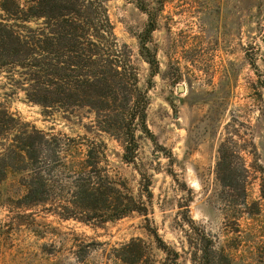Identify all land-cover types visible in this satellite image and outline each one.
Returning a JSON list of instances; mask_svg holds the SVG:
<instances>
[{
	"label": "rangeland",
	"instance_id": "374dc122",
	"mask_svg": "<svg viewBox=\"0 0 264 264\" xmlns=\"http://www.w3.org/2000/svg\"><path fill=\"white\" fill-rule=\"evenodd\" d=\"M261 1L258 8L257 0H147L156 12L151 49L158 73L147 93L146 122L157 143L165 148V152L156 151L150 142L141 143L143 163L155 169L149 170L153 174L149 222L132 214L91 227L61 221L41 207L29 215V211L12 209L13 203L8 201L21 193L11 177L0 188L9 206L0 209V264H121L113 249L132 239L142 240L151 249L147 264H160L164 255L150 246L145 226L155 229L181 255L180 264H191L186 235L201 233L226 250L231 264H264L257 253L264 242V201L256 171L258 165L264 168ZM108 13L117 38L136 54V36L144 29L146 14L137 9L135 0H110ZM137 66L145 89L149 67L138 57ZM179 87L183 88L180 92ZM0 100L11 113L40 130L70 136L82 133L77 121L72 124L59 116H44L38 107L25 103L21 93L5 98L0 90ZM226 138H232V157L242 163L235 166L237 173L241 166L245 170L241 174L248 183L246 204L259 207V214L252 218L244 213L233 219L231 205L220 194L215 178L217 150ZM104 140L111 164L120 166L116 161L119 147ZM167 154L172 159L166 158ZM122 167L133 179L132 168ZM137 180L133 179L132 186ZM232 190L239 197L240 189ZM59 202L55 201L56 205ZM249 210L256 212L255 208ZM188 216L193 226L188 224Z\"/></svg>",
	"mask_w": 264,
	"mask_h": 264
},
{
	"label": "trees",
	"instance_id": "16d2710c",
	"mask_svg": "<svg viewBox=\"0 0 264 264\" xmlns=\"http://www.w3.org/2000/svg\"><path fill=\"white\" fill-rule=\"evenodd\" d=\"M109 2L0 0L3 95L12 98L21 93L24 102L38 107L42 115L59 116L72 124L75 120L82 131L70 136L40 130L11 113L6 102L0 100V188L11 177L21 188V193L8 200L13 203L12 209L31 215L41 207L61 221L73 220L91 227L132 214L149 222L153 199V174L149 170L155 169L143 163L141 143L146 140L154 150L165 152L146 122L147 93L158 73L151 49L156 12L147 0H135L137 9L147 16L143 31L136 36L135 54L115 35ZM257 3L258 8L262 6L261 0ZM262 42L264 45V38ZM137 57L150 70L145 89L140 85ZM250 65L255 69L251 60ZM260 83L264 90V80ZM104 138L119 147L116 161L120 166L111 164ZM231 143L232 138H226L218 147L215 178L222 198L231 205L233 219L238 220L244 213L252 218L259 214V207L256 203L246 204L248 183L241 174L245 170L241 166L237 173L235 166L242 163L232 157ZM167 155L172 159L171 154ZM122 166L132 168V178L138 177L136 186H132L133 179L127 177ZM256 167L264 201V168ZM232 188L240 189L239 197ZM237 198L239 203H234ZM55 201L61 202L56 205ZM8 207L0 193V209ZM187 222L194 225L189 216ZM144 228L152 240L150 246L164 255L159 263L180 264L181 255L155 229ZM186 238L191 264H231L226 250L217 247L205 233L187 234ZM150 251L142 240L132 239L113 249V254L121 264H147ZM257 253L264 260V242Z\"/></svg>",
	"mask_w": 264,
	"mask_h": 264
},
{
	"label": "water",
	"instance_id": "95a60500",
	"mask_svg": "<svg viewBox=\"0 0 264 264\" xmlns=\"http://www.w3.org/2000/svg\"><path fill=\"white\" fill-rule=\"evenodd\" d=\"M181 90H183V88H182V87H179V88H178V91L180 92Z\"/></svg>",
	"mask_w": 264,
	"mask_h": 264
}]
</instances>
